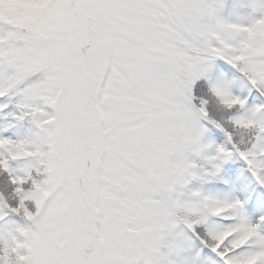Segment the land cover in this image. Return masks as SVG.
Here are the masks:
<instances>
[{"label": "snow or ice", "instance_id": "1", "mask_svg": "<svg viewBox=\"0 0 264 264\" xmlns=\"http://www.w3.org/2000/svg\"><path fill=\"white\" fill-rule=\"evenodd\" d=\"M0 264H264V0H0Z\"/></svg>", "mask_w": 264, "mask_h": 264}]
</instances>
